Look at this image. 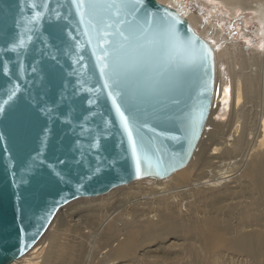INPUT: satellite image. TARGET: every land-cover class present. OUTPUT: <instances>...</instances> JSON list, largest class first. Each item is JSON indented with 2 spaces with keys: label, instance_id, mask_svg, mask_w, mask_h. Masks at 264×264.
Masks as SVG:
<instances>
[{
  "label": "water",
  "instance_id": "water-1",
  "mask_svg": "<svg viewBox=\"0 0 264 264\" xmlns=\"http://www.w3.org/2000/svg\"><path fill=\"white\" fill-rule=\"evenodd\" d=\"M144 8L178 15L181 37L194 36L211 57L206 67L197 62L177 70L167 55L156 54L117 95L104 87L72 0H0V264L25 255L74 200L167 178L192 159L214 97V48L174 8L157 0H144ZM159 71L165 85L153 92ZM117 106L134 118V136L147 124L141 131L153 140L151 166L141 156L139 177ZM196 121L192 138L187 126Z\"/></svg>",
  "mask_w": 264,
  "mask_h": 264
},
{
  "label": "bare ground",
  "instance_id": "bare-ground-1",
  "mask_svg": "<svg viewBox=\"0 0 264 264\" xmlns=\"http://www.w3.org/2000/svg\"><path fill=\"white\" fill-rule=\"evenodd\" d=\"M157 1L181 14L173 1ZM218 1L228 8H247L243 6V0ZM254 10L257 13L255 19L262 21L259 23L262 26H259L262 27L263 43L261 49L246 50L245 53H256L254 57H259L258 62L261 60L260 67L255 71L256 75L245 71L233 73L232 69L231 85H227V75L215 83L212 107L205 126L208 132H203L189 163L167 178L138 179L135 181H153L135 189L116 191L114 196H122L120 202H126L127 206L114 217L112 212L106 213L109 205L116 202L113 199L112 203L107 201L108 193L93 199H77L80 201L76 200V205H84L82 211L63 215L60 213L62 209L58 211L42 238L10 264H92L97 249L105 248L109 251L101 258L102 263L111 264L112 258L120 257L121 261L126 259L128 264H132L137 259L128 254L130 245L136 244L140 248L166 237L181 243L175 251L161 253L158 264L168 261L172 264H222L219 250L224 246L233 252L232 264H264V88L260 90L264 83L260 84L259 76L264 73V3L258 2ZM186 19L207 41L211 37H207V33L217 41L222 35V30L215 25L201 31L196 26V18L189 16ZM222 38L219 44L209 41L214 48L216 66L218 58L230 59L232 55L236 63L241 60L245 70L251 63L241 59L244 55L241 51L236 55L239 43L235 39ZM226 66L220 64L218 70H224ZM255 95L258 96L257 102L254 100L258 118H255V129L253 126L254 131L251 132L239 110ZM225 116V123L219 124ZM234 123L236 125L230 131ZM232 175L238 181L244 179L239 189L225 187ZM106 201L108 205L103 204ZM129 217L130 221H126L125 218ZM55 249L57 251L53 252Z\"/></svg>",
  "mask_w": 264,
  "mask_h": 264
},
{
  "label": "snow or ice",
  "instance_id": "snow-or-ice-1",
  "mask_svg": "<svg viewBox=\"0 0 264 264\" xmlns=\"http://www.w3.org/2000/svg\"><path fill=\"white\" fill-rule=\"evenodd\" d=\"M72 4L80 16V23L85 26L83 34L88 38L89 45L94 44L93 54L99 62L101 74L106 78L104 87L116 89L117 95L126 94L131 81L150 67L151 59L156 54L167 55L170 67L175 65L177 70L197 62L206 67V62L210 60L211 53L207 46L200 44L197 49L194 36L181 37L177 25L182 21L178 15L166 10L163 16L158 12L147 11L144 0H72ZM122 15L131 16L132 20L119 19ZM38 17L39 13L34 19ZM122 24L127 27L121 28ZM18 46L23 47L24 41L21 40ZM157 76L160 79L152 84L151 91L162 92L165 85L164 72H157ZM116 110L127 132L139 177L141 156L151 166L149 153L153 150V140L151 137L146 138L141 131L147 124L136 127L134 136V118L126 117L120 112L119 106ZM2 111L3 107L0 106V112ZM197 127L198 121L190 122L187 126L192 138H195ZM160 163L162 161H157L158 166Z\"/></svg>",
  "mask_w": 264,
  "mask_h": 264
},
{
  "label": "rangeland",
  "instance_id": "rangeland-1",
  "mask_svg": "<svg viewBox=\"0 0 264 264\" xmlns=\"http://www.w3.org/2000/svg\"><path fill=\"white\" fill-rule=\"evenodd\" d=\"M171 1H173V3H176V5H177L176 7H178L180 9L182 16H184L185 18H187L189 16H193L194 18L197 19V21H196L197 25L196 26H197L198 30L201 29V31H202L203 28H208V26H212V25H215V26H217L218 29L222 30V35L220 36L218 41L215 39H212L213 35L211 33H209V34L207 33V35H206L207 37L211 36L210 38H208L210 42H212L214 44H219L218 42L223 39L222 37L235 39L239 43V46L237 47L236 55H239V52L241 51L242 55L244 54L243 57H241V59L243 58L246 60L247 63L248 62L251 63L244 70V66H243V63L241 62V60L239 59L238 63H236L237 60L235 62L234 57L232 55H230V59L229 58L226 59V58H222V57L218 58L216 61L217 62L216 84L220 81V79L222 77L224 78L227 75V78H228L227 85H231V75H232L231 71H232V69H233V73H236V72L239 73V71H241V72L245 71V73H248L249 75H256L255 71L259 69L261 60H259V62H258L259 57H254V55L256 56V53L250 52L249 55H247L245 52H246V50L247 51H250L252 49L256 50L258 48L261 49V47H262L263 36L261 35V32H260V30L262 29V27H260V26H262V25H260L262 21L259 18L255 19L256 18L255 15L257 16V13L254 10V7L257 5L258 2L264 3V0H243V1L241 0L243 6H245L247 8L234 7L235 10L233 8H228L227 6H225L223 3L219 2L218 0H171ZM248 7H249V9H248ZM227 47H229V46H227ZM221 48L222 47H220V49ZM245 56H247V57H245ZM254 59H256V60H254ZM230 61H231V63H230ZM234 63H236V64L234 65ZM220 64H224V66L225 65H227V66H226V68H224V70H218V66H220ZM241 68H243V70ZM228 71H229V74H228ZM259 76H261L260 77V80H261L260 84H261V82L264 83V79H263L264 73H261V75H259ZM262 86L260 87L261 88L260 90H262L264 88V86L263 87ZM258 89H259V87H258ZM263 91H264V89H263ZM253 98L254 99H252V100L250 99L251 103L249 101V103L244 105V108L242 110H239V115L241 114L240 117L244 115L243 118H245L246 123L248 125V128L251 130V132H252V130L254 131V129H255L254 121L256 118L255 114L257 111H256V104H255L254 100H256V102H257L258 96L255 95ZM253 106H254V108H252ZM253 110L255 112H253ZM240 111H242V112L240 113ZM250 111H251V113L249 115ZM246 112H247V114H246ZM246 115H248V116H246ZM252 115L255 117H253ZM249 116H251V117H249ZM214 118H217V117L214 116ZM248 119L252 122H250ZM226 120H227V116H225V118H222L221 120H219V124L225 123ZM256 122H257V120H256ZM249 123L250 124L252 123V124L250 125ZM235 125H236V123L233 124V126L231 127L232 129H230V131H233ZM253 126H254V129H253ZM210 128H212V125H210ZM209 130H211V129H209ZM213 130H215V132H217L216 128H213ZM204 131L208 132V128H207V130L205 128ZM220 135H221V132L218 134V136H220ZM201 139H202V137H201ZM226 139H229V138H226ZM232 176L230 177L231 179L227 180L226 184H224L225 187H227L231 190L239 189V185L244 183V179L242 178L238 181L237 179H235V176H233V177ZM148 181L150 182L153 180L143 179V180L135 181V182H133L127 186L118 187V188L108 192L109 196H108L107 201L110 200L109 202H111V203L113 201H116V202H113L114 204L109 205L108 211L106 213L111 214V212H112L113 213L112 217H114L115 215L121 213L123 210L126 209V206H127L126 202H122V201L120 202V198L122 200L123 197L122 196L120 197V195H118V194H115V196H114V193L116 191H118L119 189L120 190L121 189L127 190V188L135 189V188L140 187V186H145L148 183ZM236 185H238V186L236 187ZM112 199H113V201H112ZM77 201H80V200H77ZM77 201L75 200L72 202L73 204L69 203L68 204L69 206L66 205L67 207L61 208L62 209V210L60 209L61 215L67 214V213L72 214V212H75V211H82L84 209V205L82 203H80V204L78 203L76 205L75 202H77ZM107 201L103 204L108 205L107 203H109V202H107ZM232 202H230V203L233 204ZM263 214H262V218H264ZM186 218L188 219V217H186ZM125 219H126V221H130V217L125 218ZM120 238L123 239V235H121ZM180 243L181 242L177 243L172 237H166L164 239H157L154 242L147 243L140 248L137 247L136 244H132L129 246V253L128 254H131L130 256L135 257L139 261L138 262L137 260H135L134 261L135 263L133 262L132 264H149L150 262H152V263L157 262V264H158V261L160 259V258H158V256L161 255V253L166 254L168 252L170 253V252L175 251L180 246ZM113 244H112V246L114 247L116 245V242H115V245H113ZM185 244H187V243H185ZM97 250L99 252L96 251L95 259L93 260L92 264H109L107 262L102 263V261H101V258L108 253L109 248H105L102 250L97 249ZM56 251H57V249H55L53 252H56ZM219 252H220V255H221L222 260H223V262L221 261L222 264H232L230 262V258H231V256H233V252L230 249H228L224 246L219 250ZM127 262L128 261L126 259L121 261L120 257H114V258H112L111 264H128ZM159 264H163V263H159ZM164 264H172V262L168 261Z\"/></svg>",
  "mask_w": 264,
  "mask_h": 264
}]
</instances>
